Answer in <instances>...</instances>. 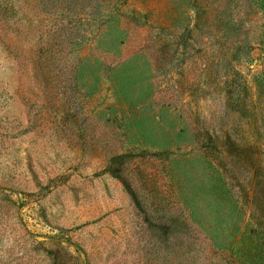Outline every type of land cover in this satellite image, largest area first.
Returning <instances> with one entry per match:
<instances>
[{
  "label": "rangeland",
  "instance_id": "obj_1",
  "mask_svg": "<svg viewBox=\"0 0 264 264\" xmlns=\"http://www.w3.org/2000/svg\"><path fill=\"white\" fill-rule=\"evenodd\" d=\"M239 245L264 264V0H0V264Z\"/></svg>",
  "mask_w": 264,
  "mask_h": 264
},
{
  "label": "trees",
  "instance_id": "obj_2",
  "mask_svg": "<svg viewBox=\"0 0 264 264\" xmlns=\"http://www.w3.org/2000/svg\"><path fill=\"white\" fill-rule=\"evenodd\" d=\"M135 113H137V112H135ZM211 237L212 236H209L208 239H211ZM236 249L239 251V253H240L239 257L242 261H244V264H258V262H257L258 260H256V258L260 257V256H258V254L260 252L258 249L255 248V251L257 254L256 253L251 254L250 248H245L244 246H241V245H239ZM259 264H262V263H259Z\"/></svg>",
  "mask_w": 264,
  "mask_h": 264
}]
</instances>
